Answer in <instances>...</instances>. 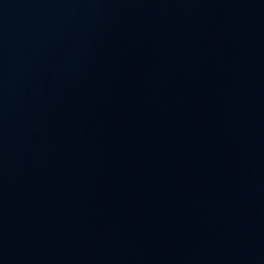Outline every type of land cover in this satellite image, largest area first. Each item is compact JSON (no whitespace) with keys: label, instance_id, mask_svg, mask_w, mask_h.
<instances>
[{"label":"water","instance_id":"95a60500","mask_svg":"<svg viewBox=\"0 0 264 264\" xmlns=\"http://www.w3.org/2000/svg\"><path fill=\"white\" fill-rule=\"evenodd\" d=\"M0 264H264V0H0Z\"/></svg>","mask_w":264,"mask_h":264}]
</instances>
